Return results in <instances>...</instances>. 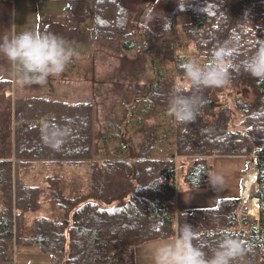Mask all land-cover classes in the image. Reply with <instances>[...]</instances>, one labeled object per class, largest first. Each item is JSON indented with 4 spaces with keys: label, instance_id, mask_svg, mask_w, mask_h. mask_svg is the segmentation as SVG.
<instances>
[{
    "label": "trees",
    "instance_id": "obj_1",
    "mask_svg": "<svg viewBox=\"0 0 264 264\" xmlns=\"http://www.w3.org/2000/svg\"><path fill=\"white\" fill-rule=\"evenodd\" d=\"M66 1L73 27L92 19L94 42L135 53L121 59V67L135 72L125 92L109 90L128 106L118 114L113 101L103 111L107 126L98 132L92 102L16 98L12 83L0 81V264L12 262L14 244L38 247L52 264H136L139 246L176 238L186 223L196 233L193 243L208 255L231 237L246 249L233 264H264V80L241 67L264 41V0H155L142 12L144 0ZM54 28L63 29L57 35L68 43L80 35L51 22L43 32ZM161 40L178 50L170 76L153 67ZM221 46L235 50L228 61L237 66L230 83L202 89L200 116L177 123L168 112L170 94L194 91L182 63H207ZM148 62L155 76L141 87L138 77ZM49 116L51 123L29 124ZM99 140L111 146L106 158L94 156ZM252 154L257 176L249 200L258 201V220L239 217L240 198L178 213L176 187L155 186L163 178L175 181L179 159L187 167L185 184L203 189L213 158Z\"/></svg>",
    "mask_w": 264,
    "mask_h": 264
},
{
    "label": "clouds",
    "instance_id": "obj_2",
    "mask_svg": "<svg viewBox=\"0 0 264 264\" xmlns=\"http://www.w3.org/2000/svg\"><path fill=\"white\" fill-rule=\"evenodd\" d=\"M234 51L221 46L214 50L207 63L191 59L182 63L184 77L194 91L190 95H185L183 90L170 94L168 112L177 123L191 124L200 116L204 98L198 93L202 89L230 83L232 70L237 67L228 62ZM0 53L16 66L17 80L22 86L45 85L50 77L65 71L75 54L63 37L32 29L20 31L10 39L4 38L0 41ZM241 67L251 77L264 80V41ZM209 178L213 186L223 182L220 175L209 174ZM195 238L193 226L186 223L175 239L152 241L149 246L152 264H233L246 251L240 240L225 237L208 255L201 246L193 243Z\"/></svg>",
    "mask_w": 264,
    "mask_h": 264
},
{
    "label": "rangeland",
    "instance_id": "obj_3",
    "mask_svg": "<svg viewBox=\"0 0 264 264\" xmlns=\"http://www.w3.org/2000/svg\"><path fill=\"white\" fill-rule=\"evenodd\" d=\"M13 3L16 4L17 8V28L16 33L23 31L25 29H32L37 31L38 28L43 27L47 21L51 20L52 17H57V12H59V8L53 7V0H12ZM26 1L27 3L24 4ZM148 1V0H145ZM60 2V1H59ZM147 3V2H146ZM63 6V4H62ZM148 10V4L143 5L140 8V11ZM62 11L65 14V9L62 7ZM143 17V14H142ZM59 19V18H58ZM64 22V20H59ZM142 22V21H141ZM81 36L80 38L69 44L71 49L74 51V56L69 63H72V69L79 68L77 65L87 64L90 65L92 62L94 65V75H96L95 83L89 81V84H81L76 82L77 84H60L59 81L56 83L48 84V82L41 85H31V86H22L19 83L12 84V94L16 98H47L53 99L69 104L82 103L85 101L93 102L94 116H95V130L101 131L104 130L107 126V122L103 119V111L106 108L109 110L112 107L113 101H117V112L120 114V111L123 110L128 103H121L119 97H115L114 92H110L109 90H114V88H118L120 94L122 95L126 87L130 84L133 76L131 73L133 70L130 68L121 67V59L123 58H134V52H122L112 50L107 46V43H97L93 40V21L89 19L84 23L81 28ZM171 41L161 40L156 43L154 55H155V65L154 68H157L162 71L165 76L173 75L174 69V57L176 52V45ZM160 51V52H159ZM88 54V56H85ZM12 63V62H11ZM13 65V63H12ZM15 67V68H14ZM13 68L16 70V66L13 65ZM17 71V70H16ZM155 70L151 67L150 62L146 67V70L143 74H140L138 80L140 81V86L145 87L148 81L154 78ZM72 75L74 72L72 71ZM131 74V75H130ZM137 79V77H135ZM174 79H176L174 77ZM134 82V81H133ZM92 83V86L90 85ZM50 85V86H49ZM93 85H95V91L93 90ZM121 98V97H120ZM96 99V101H95ZM122 99V98H121ZM105 100L106 105L102 104V101ZM133 103H131L132 105ZM18 123H14L16 126ZM135 127V126H134ZM123 126L121 127V130ZM133 133V130H130L128 127V136ZM132 140L135 144H138V136L133 135ZM109 143L106 145L100 140L97 141L93 147L94 156L97 158H106L107 153L106 150L110 149ZM164 148V147H163ZM155 157L158 155L157 149L154 154ZM246 158V169L243 172L241 180L246 176L247 170L250 168H255V160L256 157L252 154L250 157ZM215 161V158L213 159ZM184 160L179 159L177 162V169L179 170L178 176V185L180 186L181 180L183 179V170L187 167L183 165ZM255 170V169H254ZM256 172V171H254ZM185 173V172H184ZM255 187L252 186V189ZM240 187V191H241ZM242 192V191H241ZM241 200V199H240ZM251 200H248L247 206ZM112 205H100V209L110 210L112 209ZM241 211V202L239 204V213ZM242 212L245 214L243 217L247 216V208H243ZM37 215L46 216L51 219H56V214L41 212ZM36 215V216H37ZM241 216V215H240ZM34 216H31V218ZM241 217V218H243ZM250 218V217H248ZM252 219V218H251ZM8 264H52V258L50 255L43 254L39 251L36 246H25L21 244H14L13 253H12V262Z\"/></svg>",
    "mask_w": 264,
    "mask_h": 264
},
{
    "label": "crops",
    "instance_id": "obj_4",
    "mask_svg": "<svg viewBox=\"0 0 264 264\" xmlns=\"http://www.w3.org/2000/svg\"><path fill=\"white\" fill-rule=\"evenodd\" d=\"M53 7L59 8L57 12V17H52L51 20L47 21L43 27L38 28V32H42L45 26L51 23H58L65 25L68 28H76L81 36V26L73 27L71 23L67 20V1L66 0H53ZM60 1V2H59ZM27 3L26 1H22ZM63 4V6H62ZM62 7L65 9V14L62 11ZM59 18V19H58ZM59 20H64L61 22ZM88 21V20H87ZM86 23V22H85ZM17 28V8L16 4L12 0H0V41L4 38H12L16 33ZM53 33H62V28H54L51 30ZM77 39V40H78ZM76 40V41H77ZM75 41L69 42L71 44ZM88 56V54H85ZM79 68L72 69V63H69L65 71L57 76H52L48 79V84L56 83L59 81L60 84L72 85L77 84L76 82L89 84L96 81V75H94V65L91 62L90 65L81 64L77 65ZM15 68V67H14ZM13 68L12 63L9 59L0 53V81H9L12 84L19 83L17 80V71ZM72 71L74 75H72ZM92 83L90 84L92 86ZM20 84V83H19ZM50 86V85H49ZM93 90L95 91V85H93ZM96 101V99H95ZM85 101L82 103H88ZM93 103V102H92ZM94 104V103H93ZM214 159V158H213ZM211 160L212 164V175H220L223 178V182L219 186H213L210 179L207 186L203 189H191L182 180L181 185H178L177 194L175 197V208L178 213L190 212L196 209H212L216 207L220 200L224 199H239L241 196L240 182L243 172L246 169V158L245 157H215V161ZM184 171V170H183ZM179 182V181H178ZM256 200V199H255ZM258 202V201H257ZM168 239V240H173ZM152 241L147 242L141 246L136 251V264H152V258L149 253V246Z\"/></svg>",
    "mask_w": 264,
    "mask_h": 264
},
{
    "label": "bare ground",
    "instance_id": "obj_5",
    "mask_svg": "<svg viewBox=\"0 0 264 264\" xmlns=\"http://www.w3.org/2000/svg\"><path fill=\"white\" fill-rule=\"evenodd\" d=\"M144 2H146V1L144 0ZM146 4H148V2ZM138 85L140 86V81H139ZM144 86H146V85H144ZM47 122L51 123L52 120L47 121ZM176 158H175V161H176ZM99 159H101V158H99ZM246 172H247L246 177H245V179L241 180L240 185L242 184V185L247 186V190H249L250 186L256 180V175H255V172L253 170H249L248 169ZM164 180H166V182H163ZM162 185H174L176 187V193H177L178 177L175 178V181H173L172 179L163 178V179H161V180H159L158 182L155 183L156 187H160ZM245 194H247V192H245ZM247 216H249L252 219H258L259 208H258L257 200L252 199L250 201V203L248 204V206H247Z\"/></svg>",
    "mask_w": 264,
    "mask_h": 264
},
{
    "label": "built area",
    "instance_id": "obj_6",
    "mask_svg": "<svg viewBox=\"0 0 264 264\" xmlns=\"http://www.w3.org/2000/svg\"><path fill=\"white\" fill-rule=\"evenodd\" d=\"M50 120H53V117L52 116H49V117H45V118H40V119H38V120H36V121H34V122H30L29 124L30 125H36V124H38L39 122H42V123H44V122H47V121H50ZM255 160V162H256V159H254ZM255 169V168H254ZM253 168H250V170H253V171H255ZM255 175L257 176V174H256V172H255ZM246 177V176H245ZM245 177L243 178V179H245ZM242 179V180H243ZM163 182H166V180H164ZM255 182H256V180L254 181V183L250 186V189L249 190H247V186H245V185H240L241 186V196H240V199H241V211H240V213H239V217H243V215L245 216V214L242 212V210H243V208H247V202H248V200H249V194H250V191L252 190V186H254L255 185ZM245 192H247V194H245ZM241 215V216H240Z\"/></svg>",
    "mask_w": 264,
    "mask_h": 264
},
{
    "label": "water",
    "instance_id": "obj_7",
    "mask_svg": "<svg viewBox=\"0 0 264 264\" xmlns=\"http://www.w3.org/2000/svg\"><path fill=\"white\" fill-rule=\"evenodd\" d=\"M155 0H148V1H146V2H148V3H153ZM208 164H210V162H208ZM133 180H135V175H133V178H132ZM134 190H132V192H133Z\"/></svg>",
    "mask_w": 264,
    "mask_h": 264
}]
</instances>
